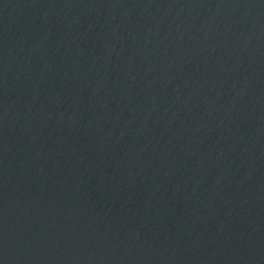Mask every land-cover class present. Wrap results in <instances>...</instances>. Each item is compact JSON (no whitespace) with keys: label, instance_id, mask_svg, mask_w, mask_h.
I'll return each mask as SVG.
<instances>
[{"label":"water","instance_id":"1","mask_svg":"<svg viewBox=\"0 0 264 264\" xmlns=\"http://www.w3.org/2000/svg\"><path fill=\"white\" fill-rule=\"evenodd\" d=\"M0 264H264V0H0Z\"/></svg>","mask_w":264,"mask_h":264}]
</instances>
